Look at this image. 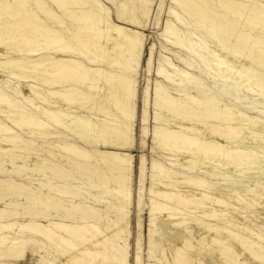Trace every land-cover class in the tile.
<instances>
[{
  "label": "bare ground",
  "instance_id": "obj_1",
  "mask_svg": "<svg viewBox=\"0 0 264 264\" xmlns=\"http://www.w3.org/2000/svg\"><path fill=\"white\" fill-rule=\"evenodd\" d=\"M114 1L117 3L115 2L116 11L113 13L100 0H0V68L12 79L25 83L24 89H21L19 83L9 79L3 78L2 84L0 82V133L4 140L18 148L28 145L32 151H35V148L40 153L45 152V156L41 158L42 162L51 159L50 163L52 158L58 163L67 161L69 168L79 161L92 163L98 160L109 175V185L106 189L109 196L95 192L91 194L103 209L93 210L94 215L90 221L42 224L0 220V234L9 233L14 228L31 231L35 236L39 234L56 248V251L62 249L64 254L66 252L68 263L71 264L130 262L127 237L121 239L118 236L119 232L124 234L127 229L128 207L131 205V191L126 185L128 181L124 174L131 173L132 166L129 153L123 151L130 148L133 139L134 73L140 65L145 46L142 29L144 20L148 17L150 0ZM138 1L139 12L135 11ZM212 1L172 0L174 6L179 7L178 11L180 7H184V13L187 10V13L194 15V19L189 18L194 20L193 25L200 24L203 18L205 21L206 16H211L208 18L211 19V22L208 21L210 26L212 18L218 22V26H222L220 24L227 22L232 13L229 12L231 14L228 18L225 15L224 19V15L221 16V11H218L219 8H214ZM219 1L222 6L229 4L236 10L247 12L250 25L258 26L259 23L256 22L264 19V5L258 1ZM174 6L168 9V16H173V9H176ZM113 14L114 19L111 17ZM176 16L178 17L177 14ZM171 18L174 21V17ZM185 18L189 20L188 17ZM237 20L242 23L239 18ZM241 21L244 22L242 19ZM234 22L229 23L233 25ZM239 25L237 28L241 26ZM178 27L166 20L161 36L167 39L170 49L188 53V60L200 64V69L209 79L216 80L228 90L243 91L252 96L264 93V76L257 71H251L252 69L248 71L247 66L245 69L239 68L242 67L240 54L237 59L241 65L239 64V69H233V66L222 63L224 60L221 61L215 56L212 58L208 52L209 47L203 49L199 45L200 49L199 46L197 48L194 44L191 45V41L181 38ZM198 27H201V24ZM261 31L263 32L259 25L250 35L247 32L249 36L245 40L246 45L237 44L236 51L233 52L248 55L249 60L263 68L264 46L260 49L261 52H254L255 47L249 49V45L255 44L258 37L264 36ZM197 32H200V29H197ZM190 40L196 42L194 38ZM215 46L217 49V45ZM221 47L220 49H223ZM157 61L155 74L164 84L159 81L153 84L154 105L162 102L171 108L173 103L177 102L179 109L184 106L189 111H195L196 115L190 117L199 118L208 125L211 119L216 124L212 132H209L211 129L207 126L199 128L196 125L174 129L165 124L163 127L154 128V137H165L166 140L168 138L174 149L170 154L162 156L165 164L154 159L150 161L147 235L151 251L147 255L148 264H264V183L254 181L264 177V166L258 169L255 167L258 161L264 165V134H261L262 142H253L256 135L258 136L254 131L257 128L264 131V118L261 116L263 114L258 110L250 112L255 115L240 111L230 113L228 104L210 101L209 95L204 91L205 84L192 73L174 64L175 61L172 63L168 55L159 53ZM2 77L0 74L1 79ZM166 85L173 86L174 92H165ZM257 86L262 90H257ZM186 87L192 88L194 93L184 100L179 89L183 91ZM148 91L145 93L147 96ZM15 97L23 98L27 102L23 100L25 105L32 106V109L25 108L22 100L19 102ZM143 102L142 143L147 137L145 125L149 107L147 98ZM163 110L157 112L163 113ZM88 113L93 116L103 114L105 118L98 120ZM3 120L19 131L12 134V129L2 124ZM223 120L230 123H224ZM242 122L246 124L242 125ZM253 125L258 126L255 129ZM250 131L255 136H246ZM94 139L99 142V147L90 145ZM232 139H237L238 142L228 144ZM246 139L252 141L247 142ZM139 163L140 188L136 203L141 212L145 172L143 155ZM89 166L92 168L91 164ZM72 173L74 174L73 171ZM127 177L130 178V175ZM112 213L115 216H111ZM116 215H122L121 225L116 221ZM141 232L136 241L132 264H144ZM30 237L32 235L29 239Z\"/></svg>",
  "mask_w": 264,
  "mask_h": 264
},
{
  "label": "rangeland",
  "instance_id": "obj_2",
  "mask_svg": "<svg viewBox=\"0 0 264 264\" xmlns=\"http://www.w3.org/2000/svg\"><path fill=\"white\" fill-rule=\"evenodd\" d=\"M100 1L102 3H104L105 7L107 9H109L110 11H112L113 13H114V11H116V3H117L116 1H114V2H113V0H111L109 2L106 1L107 3L105 2V0H100ZM213 1H212V3H213L214 8H217V10L219 8L218 11H219V13L221 11V13H220L221 16L224 15V17H223L224 19L226 18V16L228 18V16L231 13L234 14V15H232V14L230 15L229 20H227V22L225 21L224 24L221 23L220 25H222V26H218L219 25L218 22L216 23V21H214L213 18H212V23L210 26L211 19H208V18H210L211 16L209 13L210 17L206 16L205 21L203 18V20L200 23L201 27H198V26H200L199 23H196L193 25L194 20L193 21L190 20L191 18L194 19L193 18L194 15L192 13H189V12H188L189 13L188 14L187 10L185 12L187 14H185L183 12V10L185 11L184 7H182V8L180 7V10L178 11L179 7L174 6V3L172 2V0H150V5H149L150 9H148L149 10L148 11V17L145 18V20H144L145 22L143 23L144 28L142 29V33L144 35L145 46L143 49L140 65H139L136 73H134L135 93H134L133 102L135 103L134 104L135 108L133 111V117H134L133 120L134 121H132L133 139H132V144H131L130 148H127V150L123 151V152H126L127 154L129 153L128 155L130 156V163L132 166V172L131 173L126 172L124 174V178L128 181V182H126V185L129 186L130 191H131V205L128 207L129 210H128V214H127V218H128L127 229H125L124 234L119 232L118 236L121 239H125L127 237L126 241H127V245H128V253H129V260H130L129 264L133 263L134 255L136 252V241H137L138 234L140 231H142L141 232L142 233L141 241H142V248H143L142 255H143V259H144V264H148L147 255L151 251V247H149L150 245L148 244V238L149 237L147 235L148 234V228H149V226H148L149 225V219H148L149 218V215H148L149 195H148V191H149L150 185H151V180H150V176H149L150 175V169H149L150 161H151V159H154L158 163L165 164L164 160L162 159V156L170 154V151H172L174 149L171 140H168V138L166 140L165 137H164V139H161L160 136H157L156 138L154 137V135H153L154 128L163 127V126H165V124L169 128H174V129H177V128L183 129L184 127L189 126V125L190 126L196 125L199 128H203L204 126H207L208 129H211V130H209V132L210 131L212 132L213 131L212 129H214L213 126L216 124V122L212 121L211 119H209L210 125H208L207 122H203L199 118L190 117L191 115H196L195 111H191V110L189 111V109L185 108L184 106H183V108L181 107L180 108L181 111H179L180 109H179V105L177 102H174L173 103L174 106H172L171 108L169 106L162 104V102L161 103L159 102L156 105H154V91L152 90V89H154L153 84L156 81H159V82L164 84V82L160 78H157L156 74H155V69L157 68V64H158L157 59H158L159 53L168 55L169 58L172 60L171 61L172 63H174V61H175L174 64L179 65V67L181 66L180 67L181 69L188 71L189 73H192L195 77L200 79V81L205 84V88H204L205 90L204 91L207 93L206 95H209L208 98L210 101H212L214 103L222 102V103L228 104L230 113H235L236 111H240V112L246 113L248 115H251L252 114V113H250L251 111L258 110V111H261V113L263 114L261 116L264 118V93L257 94V96H252V95L246 94L243 91H232V90L226 89L225 87L220 85L216 80L209 79L208 76H206V74H204L202 72V70L200 69V64L194 63L193 60L192 61L188 60L189 59V56L187 55L188 53L185 54V52H178L176 50L170 49L168 46V43H167V39L161 36L163 26H164V22L166 20H169V21H171V24H173L176 27H178V25H180L178 27L180 29V34H181L180 37L186 41H191L190 42L191 45L194 44V46H196L197 48L200 45L201 48H203V49L209 47L210 51H208V52L211 53L210 55H212V58H213V56H215V57L219 58L221 61L224 60V62H222V63L229 64V65H231V67L233 66L232 67L233 69L238 68L242 64L241 65L242 67H239V68L245 69V66H247V67H249L248 71L252 69L251 71H257L260 75L262 74V76H264V67L262 68V67L258 66L256 63H254L252 60H249L250 57L248 55H245L243 53L241 54V52H233L234 50L236 51L237 47H235V46H237V44L238 45L241 44V46H242V44L246 45V42H245L246 38L250 35V33L255 32V30L259 28V25L261 26V29L264 32V28H263L264 27V19L262 20V18H261L256 22V23H259L258 26H256L257 24H254V25L251 24L250 25V23L248 22V17H247L248 13L247 12H241L240 10H236V9L232 8L231 5L229 6V4H228V6L223 4V6H222V3L219 0H216V1L213 0ZM246 1L249 3L258 1L264 5V0H246ZM171 2H172V4H170ZM215 3H218V4H215ZM137 4L138 5L136 6L137 8H135V11L139 12L140 11L139 10L140 9V2L138 1ZM216 5L219 7H217ZM170 6L176 7V9H173V11L175 12V13L173 12V16H168V11H169L168 9H170ZM224 7H226L229 10L226 11L227 9L225 8L226 9L225 10ZM221 8H222V10L224 9L223 11L225 13L222 12V10H220ZM181 9H182V11H181ZM181 12H182L183 16H181L182 15ZM229 12H231V13L229 14ZM222 13H224V14H222ZM243 13H246V14H243ZM176 14L178 15L179 18H181L180 20L176 16ZM190 15H191V17H190ZM238 15H239V17H237ZM111 17H112V19H114L115 18L114 14L111 15ZM171 17H174L173 18L174 21L172 20ZM185 17H188V19L189 18L190 19L187 20ZM235 17H237V18H235ZM175 18L178 19L177 20L178 22L175 20ZM182 18H183V20H182ZM238 18L240 19V22H242L245 26L242 23H239V20L236 21V19H238ZM241 19L244 20V22L241 21ZM230 20L232 22L235 21L233 23V25L235 27L230 24V23H232ZM208 21H210V22H208ZM246 21H247V23H246ZM237 22H238V24L241 25V26L239 25L241 28H243V29L245 28V29L243 30L240 27H239L240 29L237 28L238 24H235ZM191 24L193 27L191 26ZM197 24H199V25H197ZM203 24H205L208 27H205V25H203ZM212 25H213V27H212ZM196 26H197V28H196ZM246 27L248 28V30ZM249 27L251 29L250 31H249ZM206 28H207V30H206ZM197 29H198V31L200 29V32H197ZM203 29H204V31H202ZM237 29H239V30H237ZM191 32H193V33L191 34ZM201 32H203V34ZM215 32L219 33V35L217 33L215 34ZM230 32L233 34H231ZM236 32L239 35L238 37H237ZM247 32L249 33V35H247L248 34ZM263 32L261 33V35H264ZM203 35H205V36H203ZM223 35H225V36H223ZM233 35H234V37H233ZM189 36H190V38H189ZM196 36H198V37L196 38ZM212 36L217 41H215L212 38ZM210 37H211V39H210ZM263 37L264 36H262V38ZM192 38H194V40H196V42L193 40H190ZM200 38H202L201 39L202 41L200 40ZM227 38L228 39L230 38V39L228 40ZM262 38L258 37L256 39L255 44L249 45V49L252 50L255 47L253 50H256V51H254V52H261L262 47L264 46V38L263 39ZM240 40H241V42H239ZM207 41H208V43H207ZM230 41L232 43H235V44H232ZM212 42H214V43H212ZM216 42L217 43L220 42L221 44L220 43L217 44ZM225 42L228 45H226ZM228 42L230 43L231 46L229 45ZM210 43L212 44V46ZM222 44H224V45H222ZM258 44H260V46ZM215 45H217V49H216ZM232 45H234V47ZM200 46H199V48H200ZM220 46H222L221 48H223V49H220ZM224 46H226V47L224 48ZM228 46H230V48ZM257 46H259V48ZM8 52H10V50H8ZM215 52L217 55L213 54ZM232 53H235V55ZM239 54L241 57L239 56ZM182 55H186V56H182ZM229 56H230V58H229ZM233 57H236V58H233ZM237 58H239L241 64ZM220 60H219V62L221 63ZM245 60H247L248 62ZM177 61H178V63H177ZM250 61H252V63ZM186 62H187V64H185ZM229 62L230 63L232 62V64H230ZM189 63H190V65H189ZM244 63H245V65H243ZM254 64H255V67H254ZM247 67H246V69H247ZM2 70L3 69L0 68V74L3 75L2 79L0 78L1 84H2L3 78L9 79L13 82L19 83V85H21V89H24V84H25L24 82H22L23 83L22 84L20 80L12 79V77H10L7 73L5 74L4 70L3 71ZM45 88L46 87L44 86V89ZM172 88H173V86L166 85L165 86V92H169L170 90H172ZM256 88L259 91L262 90L261 87H259V86H257ZM146 91H148L147 92L148 96L145 94ZM189 91L191 92L192 88L186 87L183 89V91L181 90V88L179 89V92H180V95L182 96V99L186 100V99H189L187 97L192 96V94L194 92L192 91L190 93ZM172 92H174V91L172 90L169 93H172ZM185 92H187V93H185ZM184 93H185V95H183ZM186 94H189V95H186ZM146 98L148 99V103H149L148 113H147V123L145 125L146 131H147V137L145 139V142L142 143L141 141H143V140H142V134L141 133H142L143 124H142L141 118L143 116V109H142L143 104H144L143 101ZM15 100H18L19 102L22 100L21 103H22V105L25 106V108H31L32 109V106H30V105L28 106V104L25 105L26 101L23 98L21 99L19 97H15ZM23 100L25 102H23ZM35 102L37 103V100ZM38 104H40V101H38ZM161 109L162 110L164 109L163 113L157 112V111H162ZM182 110H183V112H182ZM176 111L178 112V116H177ZM186 112H187V114H184ZM168 113L171 115H169ZM179 113H181V114H179ZM182 114L184 116L185 115L186 116L184 117ZM88 115L95 118V119H98V120L105 118V116L103 117V114H100V115L97 114V116H93L91 113H88ZM168 115H169V117H168ZM252 115H255V114H252ZM158 116H159V118H158ZM172 116H173V118H172ZM167 117H168V119H167ZM177 118L178 119L180 118V119L178 120ZM155 119H157V121L159 123L157 121H155ZM160 120H161V123L163 120V123H162L163 125L160 123ZM153 121H155V122H153ZM168 121L170 124L168 123ZM184 122H186V123L182 124ZM223 122L227 123V124L230 123V121H228V120H223ZM3 123L5 124L6 128L9 127L12 129V134L14 131L15 132L19 131V129H14L9 124V122H6L5 120H3L2 124ZM188 123H190V124H188ZM179 124H180V126H179ZM244 124H246V123L242 122V125H244ZM253 126H255V125H253ZM257 126L258 125L255 126V129L257 128ZM260 130L261 129L257 128L256 131H254L255 134H258V136L256 135V137L253 139V142H255V143H258L259 141L262 140L261 134H264V131H262V130L260 131ZM247 131H249V130H247ZM254 133H251V131L247 132L246 136H249V137L255 136ZM0 137H2V138H0V180L4 181L3 182L4 184L0 181V220H1V222H20V223L38 222V223H42V224H47L49 222H58L59 221L62 223H68V224L73 223V224H75V222L81 223V222L90 221L94 215L95 210L100 209V208L103 209V206L101 204L95 202L92 195H91V194H94V192H95L97 194L103 193V195L107 194L106 196H109L108 195L109 193L106 190L108 185H109V175L104 170L103 166L99 163L98 160L92 161V163L86 162V161L85 162L79 161L78 164H74L75 166H71L70 168L66 165L67 161H62V162L59 161V163H58L55 161L56 159L54 160V158H52V161L50 163H49V161L51 159L50 160L46 159L47 160L46 162L45 161L42 162L41 158L45 156V152H41L42 153L41 154L40 151H37L35 148L33 149L35 151H32L31 147L28 145L18 148V146L13 145L11 142L5 141L3 138L4 136H2L1 133H0ZM153 139H155V140H153ZM247 139H246V141H247ZM248 141H252V140L249 139ZM234 142H238V140L232 139L231 141H228V144H232ZM6 143H8V144H6ZM93 144L99 147V142L96 139H94L90 145L92 146ZM171 144H172V146H171ZM160 145H161V147H160ZM26 148H27V150H25ZM29 148L31 149V151ZM5 151H6V153H5ZM257 152H259V151H257ZM14 154H16V155H14ZM142 155L145 157V167H144L145 172H144V182H143L144 191H143V195H142L143 196L142 197V203H143L142 209L143 210L141 212H139V209H138L136 202H137V198H138V194H139V188H140V183H139V180H140L139 177L140 176H139V170H138L140 167L139 161H140V157ZM36 161H37V163H36ZM39 161L42 162L43 164L40 163ZM261 161H263V159H261ZM53 162L56 164H54ZM38 163H40V164H38ZM47 163H48V165H47ZM61 164H63V165H61ZM89 164H91L92 168H90ZM80 165H82V167ZM254 165H255V163H254ZM256 165H255L256 169L261 168V166H264L260 161H258L256 163ZM83 166H85V167H83ZM63 167L64 168L67 167L70 170H68L67 168H66V170H64ZM93 167L95 169H93ZM58 168H60V169H58ZM72 171L74 172V174L72 173ZM102 173H104V174H102ZM129 175H130V178L127 177ZM254 181L264 183V177L263 178H257ZM96 183H97V185H95ZM96 186H98V187H96ZM102 186H103V188H102ZM101 190H103V191H101ZM92 201H94V202H92ZM91 210L92 211L94 210V211L92 212ZM111 216H115V214L112 213ZM115 219H117L116 221H119V223L118 222L117 223L119 225H121V223L123 221L122 215L121 216L116 215ZM138 226H139V228H138ZM11 231H9V233L8 232H3V233L1 232L2 234H0V239L3 237L0 240V264H69L70 263V262L68 263L69 260L66 257V252L64 254V251L62 249L61 250L59 249L56 251V248H54L51 244L47 243V241H45V239L42 238L41 235L36 234V236H37L36 237L34 233L31 234V231H28V230L22 231V230L17 229V228H14L13 231L12 232ZM22 235H25V236H22ZM28 235L29 236L32 235V237H30V239H29ZM69 252H71V251H69ZM65 257H66V259H65Z\"/></svg>",
  "mask_w": 264,
  "mask_h": 264
}]
</instances>
